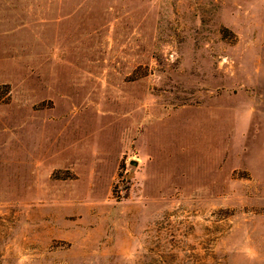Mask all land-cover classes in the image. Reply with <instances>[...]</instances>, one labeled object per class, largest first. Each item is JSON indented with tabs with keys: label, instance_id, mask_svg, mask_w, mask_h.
<instances>
[{
	"label": "rangeland",
	"instance_id": "1",
	"mask_svg": "<svg viewBox=\"0 0 264 264\" xmlns=\"http://www.w3.org/2000/svg\"><path fill=\"white\" fill-rule=\"evenodd\" d=\"M0 264H264V0H0Z\"/></svg>",
	"mask_w": 264,
	"mask_h": 264
},
{
	"label": "water",
	"instance_id": "2",
	"mask_svg": "<svg viewBox=\"0 0 264 264\" xmlns=\"http://www.w3.org/2000/svg\"><path fill=\"white\" fill-rule=\"evenodd\" d=\"M131 163L134 164V165H136L137 162L136 161H132Z\"/></svg>",
	"mask_w": 264,
	"mask_h": 264
}]
</instances>
